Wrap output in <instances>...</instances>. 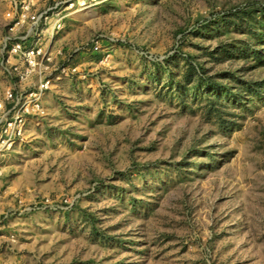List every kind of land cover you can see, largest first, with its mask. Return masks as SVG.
Returning <instances> with one entry per match:
<instances>
[{"label":"rangeland","instance_id":"rangeland-1","mask_svg":"<svg viewBox=\"0 0 264 264\" xmlns=\"http://www.w3.org/2000/svg\"><path fill=\"white\" fill-rule=\"evenodd\" d=\"M52 58L3 153L26 264H264V0L89 1Z\"/></svg>","mask_w":264,"mask_h":264},{"label":"built area","instance_id":"built-area-1","mask_svg":"<svg viewBox=\"0 0 264 264\" xmlns=\"http://www.w3.org/2000/svg\"><path fill=\"white\" fill-rule=\"evenodd\" d=\"M8 1L0 65L3 74L13 80V86L0 99V176L3 153L25 139L30 117L42 118L46 114L43 99L52 86L49 72L55 34L76 10L95 0H51L41 8L34 0ZM6 219L4 215L0 225Z\"/></svg>","mask_w":264,"mask_h":264},{"label":"crops","instance_id":"crops-1","mask_svg":"<svg viewBox=\"0 0 264 264\" xmlns=\"http://www.w3.org/2000/svg\"><path fill=\"white\" fill-rule=\"evenodd\" d=\"M5 32V31H4ZM7 89V88H6ZM2 175L0 176V219L11 211L20 210L24 202L26 201L25 195L22 194L24 189H29L32 184L26 182L22 185L17 181L19 176L13 175L14 171H8L2 164ZM17 179V186L10 187L9 183ZM10 214L7 220L0 225V264H26V258L28 255H34L37 251L29 248L27 244H24L21 239L25 237L26 229V218H15V225L20 224L16 229L11 228ZM16 237L17 241L12 242L11 237Z\"/></svg>","mask_w":264,"mask_h":264}]
</instances>
